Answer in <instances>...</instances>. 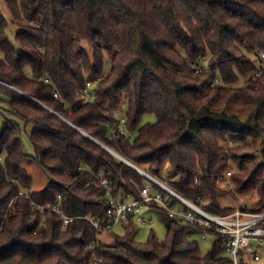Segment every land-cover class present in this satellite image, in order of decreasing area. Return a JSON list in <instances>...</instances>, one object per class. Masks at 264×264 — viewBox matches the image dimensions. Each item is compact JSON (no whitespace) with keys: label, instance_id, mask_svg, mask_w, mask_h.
<instances>
[{"label":"trees","instance_id":"obj_1","mask_svg":"<svg viewBox=\"0 0 264 264\" xmlns=\"http://www.w3.org/2000/svg\"><path fill=\"white\" fill-rule=\"evenodd\" d=\"M5 1L20 48L0 10V81L24 93L1 83L0 93L14 116L34 123L36 159L50 180L41 190L26 189L32 177L21 123L0 118V264L229 261L224 235H213L201 255L191 236L199 229L164 210V239L151 232L145 242L136 240L131 222L123 234L101 240L113 228L99 231L83 217L107 218L106 189L93 173L104 171L116 196L130 191L131 179L140 185L149 179L76 126L128 160L149 164L152 174L212 213L236 208L221 199L226 182L235 193L256 191L260 205L240 207L264 212V68L256 75L254 61L264 50V0ZM99 76L93 100L82 102L87 81ZM217 76L221 82L213 84ZM123 106L125 132L113 112ZM146 114L156 120L141 125ZM232 162L236 169L225 178ZM83 164L91 169L80 170ZM58 195L68 214L82 215L65 227L55 211L31 205ZM93 253L103 260L90 262Z\"/></svg>","mask_w":264,"mask_h":264},{"label":"built area","instance_id":"obj_2","mask_svg":"<svg viewBox=\"0 0 264 264\" xmlns=\"http://www.w3.org/2000/svg\"><path fill=\"white\" fill-rule=\"evenodd\" d=\"M202 68L206 69L207 65L198 67L197 71ZM264 68V50L259 53V71L256 75H260ZM104 78L99 76L96 79L88 80L83 90L80 92L82 102L88 103L93 100V87L95 82ZM46 81H49L46 78ZM216 82H221L217 76ZM1 84L13 87L12 85L0 81ZM212 84V85H213ZM58 92L54 93V97L58 98ZM119 119V129L125 132L124 125L126 117L118 114L120 110L113 111ZM130 161V160H129ZM137 169L143 176L149 179L145 185H140L135 179H131L128 183L129 192H122L116 196L111 189L110 180L104 171L93 173L95 179L106 189V216L105 220L92 214L83 215L84 218L90 220L97 230L110 229L118 224L128 223H144L150 222L152 217L145 216L148 209L164 210L169 217L181 223L191 224L199 229L202 239H207L209 235L221 234L227 238V248L233 256L235 264H245V257L258 261L260 255L258 253L259 246L264 244V212H251L242 209L236 205V208L226 214L212 213L206 210L200 204L192 201L179 193L166 180L161 179L157 175L150 172L147 166L136 164L132 161L129 163ZM168 166V164H167ZM166 165L163 170L166 169ZM80 170L91 169L88 164L79 167ZM231 175L228 170L226 177ZM197 181V179H196ZM20 195L30 198V194L24 190L20 191ZM33 208H39L41 211L51 209L63 218L62 226L65 227L70 221L82 215L68 214L62 205L61 195H58L56 202H46L39 204L31 201ZM46 215L44 216V220ZM103 259L97 257L94 253L91 255L90 262L99 263Z\"/></svg>","mask_w":264,"mask_h":264},{"label":"rangeland","instance_id":"obj_3","mask_svg":"<svg viewBox=\"0 0 264 264\" xmlns=\"http://www.w3.org/2000/svg\"><path fill=\"white\" fill-rule=\"evenodd\" d=\"M19 1V0H18ZM0 10L2 14L7 18L9 22L8 27V35L11 40V42L14 44V46L19 49V43L16 38V31L18 28V24L16 21L13 20L11 10L6 3L5 0H0ZM33 23V22H30ZM1 55V52H0ZM254 61L256 64L259 63L258 58H254ZM107 69L109 68V64H106ZM5 99L3 98V95L0 93V118L2 123H5L6 118H13L18 120L21 123V138L25 147L26 152L28 153V157L24 160V166L30 173L32 177V182L29 184V186L26 188L29 191L34 190H41L43 189L50 180L49 173L39 164V162L36 159V151L31 139V131L34 127V123L27 122L23 119H18L16 116H14L10 110L9 105L6 103H3ZM124 106L121 107L118 114H122L124 111ZM118 111V110H117ZM124 115V114H123ZM156 120L155 115L153 114H146L142 118L141 125L147 123V122H154ZM168 163H166L167 166ZM142 166L149 167V164H140ZM231 171H234L236 169V165L234 162H232L230 168ZM224 188V193L221 197L222 201L225 204L229 205H238L246 208H257L260 205V196L256 191H249L247 193H235L233 191V182H226L222 185ZM145 216L152 217V220L150 222H144V223H134L135 225V231L133 234V237L140 241L145 242L149 234L153 232L159 239H164L166 236V222L159 213V210L157 209H148L145 211ZM46 220V219H45ZM44 220V221H45ZM125 232V227L123 224H118L115 227H113L112 232L111 231H104L100 234L101 240L104 241H110L114 234H123ZM191 236L193 238L198 239L199 245H200V253L201 255H205L209 252V250L212 248L215 236L209 235L207 239H202L201 234L199 231L191 233ZM258 253L260 255V259L258 261L251 260L247 257H245L244 261L245 264H264V244L259 246ZM224 256H226L229 261H227L225 264H235L233 261V256L228 251L224 252ZM232 259V261H231Z\"/></svg>","mask_w":264,"mask_h":264},{"label":"water","instance_id":"obj_4","mask_svg":"<svg viewBox=\"0 0 264 264\" xmlns=\"http://www.w3.org/2000/svg\"><path fill=\"white\" fill-rule=\"evenodd\" d=\"M12 88H14V89H16V90H19V89H17L16 87H12ZM19 91H21V90H19ZM21 92H23V91H21ZM24 93V92H23ZM26 95H28L27 93H25ZM30 96V95H29ZM43 104V103H42ZM45 105V104H44ZM46 107H48L47 105H45ZM49 108V107H48ZM57 113V112H56ZM64 118V117H63ZM64 119H66V118H64ZM67 120V119H66ZM67 121H69V120H67ZM71 124H73L71 121H69ZM74 126H76L75 124H73ZM77 128H79L81 131H83L84 133H86L88 136H90L91 138H93L95 141H97L98 143H100L103 147H105L106 149H108L109 151H111L112 153H114L115 155H117L119 158H121L122 160H124L125 162H127L128 164L130 163V161L126 158V157H124L123 155H121L120 153H118L117 151H115L114 149H112L111 147H109L108 145H106L105 143H103L102 141H100L99 139H97V138H95V137H93L92 135H90L89 133H87V132H85L84 130H82L80 127H78V126H76Z\"/></svg>","mask_w":264,"mask_h":264}]
</instances>
